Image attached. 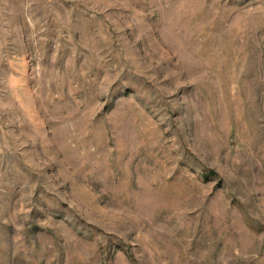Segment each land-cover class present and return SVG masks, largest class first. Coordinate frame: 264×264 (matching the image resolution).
Returning a JSON list of instances; mask_svg holds the SVG:
<instances>
[{
    "label": "rangeland",
    "instance_id": "rangeland-1",
    "mask_svg": "<svg viewBox=\"0 0 264 264\" xmlns=\"http://www.w3.org/2000/svg\"><path fill=\"white\" fill-rule=\"evenodd\" d=\"M0 264H264V0H0Z\"/></svg>",
    "mask_w": 264,
    "mask_h": 264
}]
</instances>
